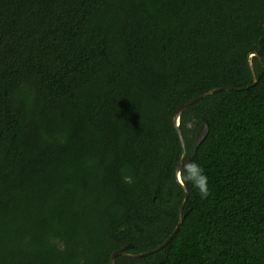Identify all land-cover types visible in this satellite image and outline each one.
Returning <instances> with one entry per match:
<instances>
[{"label": "trees", "instance_id": "obj_1", "mask_svg": "<svg viewBox=\"0 0 264 264\" xmlns=\"http://www.w3.org/2000/svg\"><path fill=\"white\" fill-rule=\"evenodd\" d=\"M181 206L114 264H264V0H0V264L149 252Z\"/></svg>", "mask_w": 264, "mask_h": 264}, {"label": "water", "instance_id": "obj_2", "mask_svg": "<svg viewBox=\"0 0 264 264\" xmlns=\"http://www.w3.org/2000/svg\"><path fill=\"white\" fill-rule=\"evenodd\" d=\"M262 41H263V38H261V40L259 41V46L262 45ZM256 55V53L250 55V56H254ZM226 88H215L205 94H202L201 96H198V97H195L193 98L192 100H190L189 102L185 103V104H181L177 107L175 113H174V118H173V123H174V127H175V130H176V133H177V136L179 138V141H180V144H181V147H182V155H181V158L176 166V171H175V175H176V180L178 182V184L183 187L181 181H180V177H179V171L182 167V164H183V161H184V157H185V147H184V141H183V138H182V134L180 132V129H179V116L180 114L187 108L189 107L190 105L194 104L195 102H197L198 100L206 97L207 95H210V94H214L218 91H222V90H225ZM230 90V89H229ZM207 132H208V125H207V122L203 119L202 122H201V125L198 129V131L196 132L195 134V137H194V140H193V144H192V147H191V150H190V154L187 158V162H189L197 147L199 146V144L204 140V138L206 137L207 135ZM186 198H187V190L184 189V201H183V204L185 203L186 201ZM181 210H182V206L178 212V217H179V221H178V224L177 226L175 227V229L172 231V233L170 234V236L158 247H156L155 249L149 251V252H145V253H142V254H139V255H128V254H125L124 253V250L127 249V248H130L131 245H127V246H124L116 251H114L111 255H110V264H114V259L118 256H125V257H131V258H138V257H143V256H146V255H149V254H152L158 250H160L161 248H163L170 240L171 238L173 237V235L175 234L176 230L178 229L180 223H181Z\"/></svg>", "mask_w": 264, "mask_h": 264}, {"label": "clouds", "instance_id": "obj_3", "mask_svg": "<svg viewBox=\"0 0 264 264\" xmlns=\"http://www.w3.org/2000/svg\"><path fill=\"white\" fill-rule=\"evenodd\" d=\"M185 168L190 173L198 176L194 186L199 190L202 199L207 198L210 195L208 189V178L203 174V169L196 164L186 165ZM124 179L125 182H131L130 177H125Z\"/></svg>", "mask_w": 264, "mask_h": 264}]
</instances>
